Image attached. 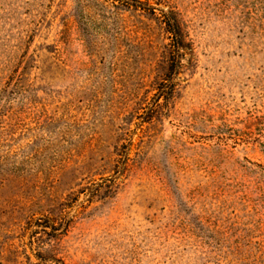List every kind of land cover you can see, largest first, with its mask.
<instances>
[{"label":"rangeland","instance_id":"1","mask_svg":"<svg viewBox=\"0 0 264 264\" xmlns=\"http://www.w3.org/2000/svg\"><path fill=\"white\" fill-rule=\"evenodd\" d=\"M0 264H264V0H0Z\"/></svg>","mask_w":264,"mask_h":264},{"label":"trees","instance_id":"2","mask_svg":"<svg viewBox=\"0 0 264 264\" xmlns=\"http://www.w3.org/2000/svg\"><path fill=\"white\" fill-rule=\"evenodd\" d=\"M168 15V14H167ZM167 25H168V32L172 34L173 37V50H172V59L169 67V72L166 78V80H169L170 82L173 81L176 75H179L182 67V50L184 49L185 42H186V35L184 33V30L182 28L181 22L176 18L168 15L166 17Z\"/></svg>","mask_w":264,"mask_h":264}]
</instances>
